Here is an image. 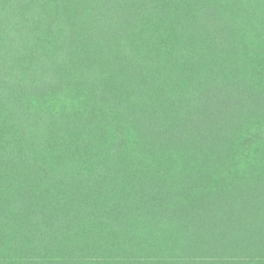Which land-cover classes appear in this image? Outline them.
<instances>
[{"label":"trees","instance_id":"1","mask_svg":"<svg viewBox=\"0 0 264 264\" xmlns=\"http://www.w3.org/2000/svg\"><path fill=\"white\" fill-rule=\"evenodd\" d=\"M0 264H264V0H0Z\"/></svg>","mask_w":264,"mask_h":264}]
</instances>
